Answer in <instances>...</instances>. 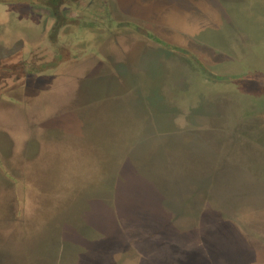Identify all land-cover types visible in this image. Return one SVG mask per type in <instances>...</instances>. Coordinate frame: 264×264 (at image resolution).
<instances>
[{
    "label": "rangeland",
    "instance_id": "1",
    "mask_svg": "<svg viewBox=\"0 0 264 264\" xmlns=\"http://www.w3.org/2000/svg\"><path fill=\"white\" fill-rule=\"evenodd\" d=\"M65 1L0 0V22L11 9H24L29 18L45 14L47 4L58 5L62 19L50 31H36L40 34L34 39L41 40L34 44L29 39L25 48L49 51L51 38H58L64 56L78 50L80 74L88 67L82 65L90 58L86 53L98 46L103 52L113 49L109 61L115 65L122 59L134 71L141 64L136 81L130 73L121 83L146 112L120 163L132 180H144L152 172L159 180L143 190L140 183L119 186L115 177V184H100L97 192L88 194L89 208L79 214L98 239L86 244L75 264H264V0H197L200 8L206 4V13L220 17L221 7L222 16L231 19L237 37L229 36V41L226 27L209 28L199 15L173 27L162 12L156 13L157 23L147 28L158 33V43L144 37L147 29L135 24L100 41L97 36L104 23L96 10L79 4L62 11ZM232 3L235 14L229 12ZM136 17L140 16L127 19ZM189 21L196 25L189 26ZM16 72L11 70L10 77ZM74 80L60 78L61 96ZM52 108L44 96L35 95L21 103V112H29L22 119L0 105V136L8 141L0 148V247L6 242L11 248L13 243L27 247L30 220H37L35 210L48 209V196L34 188L25 168L37 150H44L42 142L55 139L42 116ZM146 165L147 169H138ZM84 180L87 185L82 181L79 186L89 188L93 179ZM72 189L69 186L66 192ZM60 196L49 195L54 200ZM218 229L233 230L235 236L225 231L215 235ZM46 233L42 230L40 236Z\"/></svg>",
    "mask_w": 264,
    "mask_h": 264
},
{
    "label": "water",
    "instance_id": "2",
    "mask_svg": "<svg viewBox=\"0 0 264 264\" xmlns=\"http://www.w3.org/2000/svg\"><path fill=\"white\" fill-rule=\"evenodd\" d=\"M124 1H126L124 9L132 15L149 17L155 20L157 17L156 13L162 12L163 19L173 27L184 25L186 19L192 18L194 20L197 17L195 15H199L209 28L219 27L223 30L226 27L228 30L226 34L228 41L230 37L231 39L232 37H237L231 19L222 16L221 7L217 9L221 13V16L219 17L216 12V16L218 17H214L211 13H206V4L204 8L198 7L199 2L197 0ZM190 2L197 3V5L191 6ZM236 11L237 8L232 3L229 12L235 14ZM233 19L236 21V15H234ZM168 24L166 23V26ZM190 24H194L193 21H189V26ZM196 27L200 32V27L198 25ZM172 33L174 35L176 31ZM209 42L210 44H214L211 41ZM82 65H91L94 70L93 72L96 73L99 71L98 69L108 64L95 63L94 59H88ZM102 80L103 78H100L99 73L91 77L90 85L93 87L94 93L98 89L99 91L104 90L107 86L104 83L105 80ZM115 81V78L110 80L111 88ZM79 87H81V84H79ZM69 93L70 88L65 90V95L62 96L63 99L68 97ZM125 98L127 99L125 102H112L109 107H100L95 111L98 116L96 120L93 117L88 121L81 120L84 117L90 116L87 110L80 111L74 115L73 119L68 116L44 118L53 112L55 106L49 100L53 108L46 116H42L44 118V125H46L44 126L45 129L53 132L55 139L46 144L42 142V145L45 146L44 150L40 152L37 150L33 160H29V165L25 168L26 175L32 181L34 188L48 196L47 201L49 203L46 202L48 209L35 210L37 212L35 213L37 220L35 221L34 217L32 218L33 222L30 220L32 225L27 229V239L28 242L30 241V244L27 247L23 244L13 243V247L11 248L7 242L5 243L6 245L0 247V264H75L82 252L85 251V246L98 239L96 230L79 214L81 210L89 208L88 194L97 192L100 189V184H112L113 181L115 184V177L117 178L118 185L122 187L125 184H133L130 186H135L138 185L137 183H140L141 186H145L142 187L145 190L153 187L151 183L157 185V182H159L157 174L152 172V175H146L144 180L139 181L138 178L132 180V177H127L126 175V167H123L120 163V159L124 154L123 151H125L124 147L130 138L135 134L137 135V128L144 119V113L146 112L139 102H133L131 96ZM6 107L12 108L21 118L28 117L29 112L27 111L21 112L20 109L14 106ZM118 111L120 113L116 114ZM108 114L110 117L107 116ZM147 128H151V125H148ZM0 137L2 138L1 143L7 147V139L4 138V135ZM140 150L141 148L138 147V151ZM77 158L78 162L76 163ZM147 167L148 165L140 166L138 169L143 171ZM65 170L67 171L64 172ZM89 177L93 179L89 184L91 185L89 188H87L88 186H79L86 184L87 180L84 179ZM82 181H84V184ZM69 186H72L73 189L70 192H66ZM53 193H59L61 196L57 200H54L49 197ZM115 194L109 192L111 196ZM117 194L118 199H120L122 194L118 192ZM108 223L109 220H106L105 225ZM100 224L103 227L102 221ZM42 230H46V235L40 236ZM222 231H225L229 236L232 233L235 236V231L230 229H218L215 235L221 234Z\"/></svg>",
    "mask_w": 264,
    "mask_h": 264
},
{
    "label": "flooded vegetation",
    "instance_id": "3",
    "mask_svg": "<svg viewBox=\"0 0 264 264\" xmlns=\"http://www.w3.org/2000/svg\"><path fill=\"white\" fill-rule=\"evenodd\" d=\"M65 4L67 6L63 7L62 11L66 9V12L73 5L76 7L87 5V8L96 10V13L100 16L98 19L104 23V28L99 33H102L101 36H97L98 38L100 37V41H103L106 36H115L117 34L115 31L119 28H130V24L138 25L144 30L147 29L146 32L142 31V35L148 40L156 43L160 40L158 33L152 32V30L147 28L150 24L157 23L154 19L140 16L136 17L137 19L129 20L127 18L132 14L125 10L123 5L114 3L113 0H66ZM47 6L43 11L45 14L40 12L42 14L40 16L35 13L31 14L29 18L24 17V9L8 10L6 19L0 22V81L2 82L0 86V105L14 106L21 110V103L24 104L27 100L30 101L35 95H41L55 104L53 112L49 113L46 118L68 116L73 119L74 115L83 110H87L88 114L94 117L95 111L100 107H109L112 102H125L127 100L125 97L128 94L127 90L123 91L121 85L123 78L130 77L131 73L134 81H136L137 74L142 72L141 64L137 66L138 69L133 71L130 66L123 64L122 59L116 60V65L109 61L113 49L109 51L106 49L103 52L102 48L98 46L95 50H88L86 57H90L89 59L96 57L102 60V63L108 64L96 72L99 73L100 78H103L102 81L105 80L104 83L107 86L104 90L99 91L98 89L94 93L90 84L91 77L95 76L96 73L93 72L94 70L91 66H88L82 74L78 72L76 68L79 61V58L76 57L77 49L74 50V53L69 52L64 56L63 45L58 41V38L57 40L51 38L48 44L49 51L43 48L39 49V51L25 48V41L31 39L34 40L33 43L35 44V42L38 43L41 40L40 38L34 39L35 34L37 35L39 30L40 33L45 29L50 31L52 25L62 19V12L58 5L47 4ZM120 8L124 10L120 11ZM116 9H119L118 13ZM87 17L90 16L87 15ZM93 21L94 18L91 19V23ZM36 31L38 32L36 33ZM66 39L67 37L65 38V43L68 44ZM61 40L63 42V38ZM20 54L23 57L18 58ZM116 54V52L112 53V56ZM75 68L76 70H74ZM11 70L17 71L12 77H10ZM80 75L81 79H78ZM63 76H70L72 79H76L74 83L71 81L72 85L70 81L65 85V90L70 88V93L64 99L61 96L62 88H60L61 82L59 81ZM12 78L15 79L10 82ZM85 78L87 83H84ZM113 78L116 81L111 88L110 80ZM79 84H81V87H79ZM107 116L110 117L109 114ZM1 142L2 138L0 137V148L3 147Z\"/></svg>",
    "mask_w": 264,
    "mask_h": 264
}]
</instances>
